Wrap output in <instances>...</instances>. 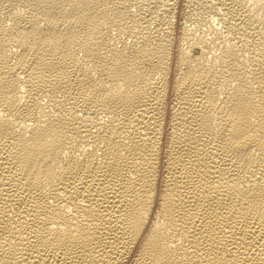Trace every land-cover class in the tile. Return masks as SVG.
I'll use <instances>...</instances> for the list:
<instances>
[{
	"label": "bare ground",
	"instance_id": "6f19581e",
	"mask_svg": "<svg viewBox=\"0 0 264 264\" xmlns=\"http://www.w3.org/2000/svg\"><path fill=\"white\" fill-rule=\"evenodd\" d=\"M182 1L0 0V264H264V0Z\"/></svg>",
	"mask_w": 264,
	"mask_h": 264
},
{
	"label": "rangeland",
	"instance_id": "374dc122",
	"mask_svg": "<svg viewBox=\"0 0 264 264\" xmlns=\"http://www.w3.org/2000/svg\"><path fill=\"white\" fill-rule=\"evenodd\" d=\"M204 1H206V0H204ZM213 1V0H212ZM213 2H216L215 0L213 1ZM197 2H195L194 4H189L188 5V7H186L187 6V3L185 2V1H182V0H175V16L174 17H172V25H173V31L171 30V32H173V33H171L172 34V36H173V38H174V45H173V49H174V47H175V49L179 46V45H181V42H180V37H181V33L183 32V30L185 29V28H187V30H189V29H194V32L196 31V32H199L198 34L200 35V36H202V34H203V36L205 35L206 37H209V38H211L212 36H213V38L214 39H216V37H217V41H219L220 39L221 40H225V39H227V36L226 35H228L227 34V32H226V29H225V33H224V24H225V21H226V17L224 18V16H225V14L223 15V17H221L220 15H222V13L221 14H217V12L215 11V10H213L212 9V6H208L207 7V5H205V4H200V5H198L199 3H197V5L198 6H196L195 4H196ZM214 4H216V3H214ZM195 5V6H194ZM202 5H204V6H206V7H202ZM201 7V8H200ZM211 7V8H210ZM190 8V12H189V18L188 19H184V14H185V9H189ZM200 8V9H199ZM203 8H205V9H203ZM210 8V9H209ZM196 9V10H195ZM213 10V11H212ZM198 11V12H197ZM215 11V12H214ZM182 13H184V14H182ZM194 13V15H192ZM216 13V14H215ZM197 14V15H196ZM206 14V15H205ZM215 14V15H214ZM219 16V18H218V16ZM195 16H196V18H195ZM212 16V17H211ZM200 17V18H199ZM215 17H216V19H215ZM228 17V16H227ZM209 18V19H208ZM214 18V21L212 20ZM218 18V19H217ZM174 19V20H173ZM194 19V20H193ZM202 19V20H201ZM186 20V23L184 22ZM207 20V21H206ZM189 21V22H188ZM203 21H205L204 23H203ZM210 21H211V24H210ZM220 21H222V22H220ZM188 22V23H187ZM213 22H214V27H213ZM188 25V26H184V25ZM202 24V25H201ZM205 24V25H204ZM209 24V25H208ZM183 25V26H182ZM192 25V26H191ZM195 25H197V26H195ZM202 26V28L200 27V26ZM216 25H217V27H216ZM219 25V26H218ZM221 25V26H220ZM190 26V27H189ZM211 27L212 26V28H208V27ZM182 27H184V29L182 28ZM221 27H222V29L223 30H221ZM199 29V31L198 30H195V29ZM204 28V29H203ZM206 28V29H205ZM216 28V30L215 31H213V29H215ZM221 31H220V30ZM200 30H202L201 31V33H200ZM207 30V31H206ZM212 32H211V31ZM204 31V32H203ZM195 32V34H197ZM214 32V33H213ZM216 32H218L219 34L220 33H223V35H215V34H218V33H216ZM205 33V34H204ZM213 35H212V34ZM197 34V35H198ZM209 36H208V35ZM225 35V36H224ZM211 36V37H210ZM221 36V37H220ZM222 36H223V38H222ZM229 36V35H228ZM226 37V38H225ZM229 38V37H228ZM177 46V47H176ZM175 49H174V51H175Z\"/></svg>",
	"mask_w": 264,
	"mask_h": 264
}]
</instances>
